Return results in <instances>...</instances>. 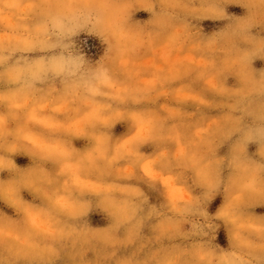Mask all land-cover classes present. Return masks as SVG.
Wrapping results in <instances>:
<instances>
[{"label":"rangeland","instance_id":"obj_1","mask_svg":"<svg viewBox=\"0 0 264 264\" xmlns=\"http://www.w3.org/2000/svg\"><path fill=\"white\" fill-rule=\"evenodd\" d=\"M0 264H264V0H0Z\"/></svg>","mask_w":264,"mask_h":264}]
</instances>
